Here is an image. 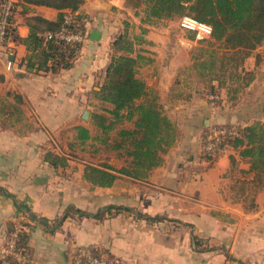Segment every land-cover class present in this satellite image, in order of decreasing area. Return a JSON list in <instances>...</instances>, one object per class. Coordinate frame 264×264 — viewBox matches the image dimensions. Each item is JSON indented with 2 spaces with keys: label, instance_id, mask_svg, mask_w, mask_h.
I'll return each instance as SVG.
<instances>
[{
  "label": "crops",
  "instance_id": "crops-1",
  "mask_svg": "<svg viewBox=\"0 0 264 264\" xmlns=\"http://www.w3.org/2000/svg\"><path fill=\"white\" fill-rule=\"evenodd\" d=\"M12 2L17 39L0 44V245L19 221L27 234L26 264H70L83 246L124 264H264V236L257 235L258 228L264 233V187L250 188L255 173L236 150L229 147L208 159L202 148L205 129L248 124L264 112V92L252 89L260 82L230 96L213 81L220 100L212 102L206 84L197 82L189 48L181 45L187 34L169 19L143 21L124 0H85L76 12L86 17L87 37L72 66L35 72L26 67L28 19L55 20L58 10ZM126 23L132 35L143 30L144 41L134 51L146 91L140 100L155 98L177 137L145 179L120 174L110 186H92L82 177L91 162L55 145L68 131L69 141L83 146L75 138L78 125L95 134L90 121L81 123L82 113L97 103L110 107L94 92L110 60L111 40ZM92 30L100 32L98 40L88 38ZM47 151L66 157L67 165L52 166ZM249 196L252 205L246 206ZM107 205L130 210L102 219L74 211L93 214ZM195 235L215 247L194 248Z\"/></svg>",
  "mask_w": 264,
  "mask_h": 264
},
{
  "label": "trees",
  "instance_id": "trees-1",
  "mask_svg": "<svg viewBox=\"0 0 264 264\" xmlns=\"http://www.w3.org/2000/svg\"><path fill=\"white\" fill-rule=\"evenodd\" d=\"M3 0H0V3ZM30 5H42L58 10L55 20H48L41 16L28 19L29 35L23 39L30 56L26 67L35 72L56 73L61 69L70 68L81 44H65L54 39H45L46 32H55L64 26V16L72 14V22L66 27L70 30L86 34V17L76 12L85 0H22ZM126 6L134 10L135 15L142 14L143 21L152 19H172L175 16L190 15L193 18L208 23L212 26V40L207 41L210 46L215 44V49L200 48L201 52L192 58V69L199 81L206 84L208 93L218 102L219 92L211 82L217 81L218 87H223L227 82L220 78L216 61L234 60L232 68L244 72L242 63L253 50L264 41V0H124ZM13 22V14H12ZM189 33V32H188ZM186 33L187 38L193 39L192 33ZM143 30L140 35L129 33L128 24L116 33L111 40L110 60L106 66L99 91L95 97L110 107L103 106L102 112L91 115V124L96 128L92 135L88 128L78 125L74 127L75 138L80 144L88 140L105 144L112 149L122 150L119 155L125 157L126 164L116 168L106 162L101 164H87L84 166L82 177L92 186L107 187L112 185L120 174L135 179H145L149 172L162 162L163 154L175 142L177 131L175 125L162 115V106L155 98H143L146 95L145 85L137 77L139 56L134 55L135 45L143 42ZM16 38L14 25L8 29L7 38ZM217 50L221 55H217ZM203 52L208 59L200 61ZM217 55V56H216ZM220 58V60H219ZM226 65V62H225ZM205 68L200 72L199 67ZM224 66V65H223ZM226 68V67H225ZM224 71V70H222ZM248 73L250 76L251 72ZM239 77V72L237 73ZM204 78V79H202ZM252 77L249 78L251 81ZM248 82L240 86H248ZM140 100V102H138ZM122 120L131 121L132 127L118 128L112 142H108V133ZM213 126H233L237 134L225 141L238 155L249 162L250 170L255 173L252 180L254 186L264 187V117L261 120L248 124H215ZM203 138L208 132L205 129ZM45 160L52 166H66V157L51 151L45 153ZM16 209L24 206L14 202ZM129 211L130 208L119 205L100 207L93 214H86L74 209L80 216L90 215L95 219H102L107 213L113 215L119 211ZM29 217L33 218L30 214ZM63 218V217H62ZM61 218V219H62ZM148 219H152L147 217ZM60 218L58 221L61 220ZM45 221V220H44ZM25 223V222H24ZM10 226L9 232L12 230ZM27 234L25 229L19 234L18 245L28 253ZM213 247L200 250H212ZM27 261L24 263L26 264ZM1 264V263H0ZM8 264H18L9 260Z\"/></svg>",
  "mask_w": 264,
  "mask_h": 264
},
{
  "label": "built area",
  "instance_id": "built-area-1",
  "mask_svg": "<svg viewBox=\"0 0 264 264\" xmlns=\"http://www.w3.org/2000/svg\"><path fill=\"white\" fill-rule=\"evenodd\" d=\"M13 2L12 0H3L0 3V44L7 40L8 29L12 22ZM64 26L55 32H46L43 34L45 39H54L62 41L65 44H82L85 35L80 31L70 30L66 27L72 22V14L68 13L64 16ZM178 28L184 33H192L193 39L183 38L181 45L190 48L196 42L212 40V26L208 23L199 21L190 15H183L178 18ZM264 51V41L257 47ZM210 98H215L210 95ZM237 134V130L233 126H212L208 129L202 142L203 154L206 158H215L230 146L225 141ZM24 225L19 221L13 226L12 230L7 233L3 243L0 245V263L8 264L9 260H13L18 264H24L28 255L19 247V234L24 230ZM70 264H124L120 260L107 257L95 252L90 247L77 248L72 256Z\"/></svg>",
  "mask_w": 264,
  "mask_h": 264
},
{
  "label": "rangeland",
  "instance_id": "rangeland-1",
  "mask_svg": "<svg viewBox=\"0 0 264 264\" xmlns=\"http://www.w3.org/2000/svg\"><path fill=\"white\" fill-rule=\"evenodd\" d=\"M178 18L179 16H175L174 18L169 19V20L173 21L172 24L176 26L178 22ZM208 43L210 42H207V41L196 42L188 49V58L190 59L191 62H193L192 58H194L196 55H198L201 52L200 48H207L206 50L208 51L215 49V44H213V46H210ZM216 52H218L217 55L219 56L221 55L220 50H217ZM206 53L208 52H203L201 58L199 59L200 61L208 59V55ZM222 61L224 63H221L220 61H216V65H217L216 69L220 71V73L218 74L220 75L221 80L223 82H227V84H225L223 87H225L226 90L229 91L230 96L238 95L239 93L244 92L245 88L240 85L241 83L248 82V81L249 82H260L254 85V87L252 88L254 89L253 90L254 93L260 94L261 92H264V83H262L264 82V51L263 50H259V51L253 50L251 54L247 58H245V60L242 63L244 72L250 71L252 74L251 76L248 73H244L242 71L240 72L239 69L232 68L231 65H234V62H235L234 60H227V58H225ZM225 62H226V65H225ZM202 70L203 72H206V69L200 66L199 71L201 72ZM238 72L240 74L239 77L237 74ZM185 74H188V73L185 72ZM250 77H252L251 81L249 80ZM190 81L195 82V79L193 76H191ZM197 82H206V81L205 80L199 81L197 78ZM102 108L103 106L98 103L95 105H91L88 109H86L88 111V118L87 119L82 118L81 123L88 122V121L91 122V115L95 112H102ZM263 117H264V112L261 111L259 114L251 117L250 123L261 120ZM129 124L130 122L126 120H122L120 124H118L112 131L108 133V137H109L108 142L109 141L112 142V139L113 137H115L116 131L118 128H127ZM70 138H71L70 132L68 131L62 132L58 138L57 146L55 145L56 149L62 151L63 153H68L71 156H74L80 159L84 158L85 160H87V162H91L89 164H101L103 162L107 163V161H109V164L112 163L113 166H120L123 163L122 159L124 158V156L119 155L118 153V152H122V150L112 149L105 144L101 145L99 142L94 143V141H92V143L87 142L86 144H83V146L82 145L80 146L77 144L74 145L71 143V141H69ZM74 166L78 167L77 165H75V163H74ZM254 185L252 184V186L250 187L252 190H253ZM260 187L262 186H259L256 188L258 189ZM250 196L247 197L246 199V206L252 205L253 199ZM257 233H258L257 234L258 237L260 236V234L264 236V233L262 232L260 228L257 229ZM192 241L194 244V248L198 250L207 249L209 247H215L214 243H211L208 238H201V237H198L197 235H195L194 238H192Z\"/></svg>",
  "mask_w": 264,
  "mask_h": 264
},
{
  "label": "water",
  "instance_id": "water-1",
  "mask_svg": "<svg viewBox=\"0 0 264 264\" xmlns=\"http://www.w3.org/2000/svg\"><path fill=\"white\" fill-rule=\"evenodd\" d=\"M88 38L93 39V40H98L100 38V32L98 30H92L90 32V34L88 35ZM82 118L83 119H87L88 118V111L87 110L83 111Z\"/></svg>",
  "mask_w": 264,
  "mask_h": 264
}]
</instances>
